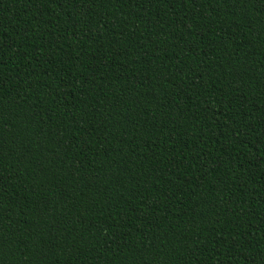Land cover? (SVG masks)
<instances>
[{"label":"trees","instance_id":"16d2710c","mask_svg":"<svg viewBox=\"0 0 264 264\" xmlns=\"http://www.w3.org/2000/svg\"><path fill=\"white\" fill-rule=\"evenodd\" d=\"M0 264H264V0H0Z\"/></svg>","mask_w":264,"mask_h":264}]
</instances>
